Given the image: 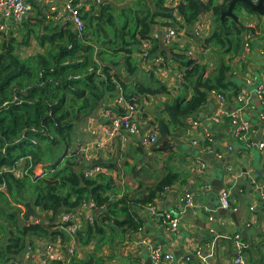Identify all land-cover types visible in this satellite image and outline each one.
Wrapping results in <instances>:
<instances>
[{"label": "trees", "instance_id": "1", "mask_svg": "<svg viewBox=\"0 0 264 264\" xmlns=\"http://www.w3.org/2000/svg\"><path fill=\"white\" fill-rule=\"evenodd\" d=\"M230 1L180 0L173 8L167 7L166 0H121L119 4L104 0L82 13L81 35L69 21L51 27L39 19L34 24L28 20L21 23L19 32L24 35L20 39L12 33L3 36L0 187L4 188L0 189V264H30L23 257L28 247L34 249L33 241L52 242L60 235L57 228L70 225L61 224L60 216L76 213L89 204L92 221L83 218L74 239L77 246L87 248L92 242L95 246L82 258L73 256L72 264H101L96 251L102 245L117 246L127 232L139 227L132 213L133 203L127 194L121 195L114 187L110 176L104 173L85 176L88 166L73 149L77 125L93 117L106 101L115 98L118 90L127 101L134 99L138 109L143 99L167 94L166 86L152 73H145V80L140 77L142 71L135 55L142 53V43L152 38L156 27L168 26L179 31L194 26L206 12L210 14L211 29L203 44L205 49H211L214 66L210 69L201 63L202 59L174 54L183 68L182 78L178 94L160 104L161 114L151 124L157 140L167 146L172 133L185 126L187 119L194 120L210 93L227 101L236 98L241 88L234 78L232 61L242 54L246 36H253L254 29L244 26L242 29L229 15H224ZM176 13L180 20L176 19ZM232 13L238 18L242 13L253 14L243 3H237ZM31 38L37 41L41 52L21 58L17 51L29 46ZM160 54L165 56L167 52L162 50ZM242 65L245 71V64ZM20 159L24 168H28L27 174L16 177L5 170ZM94 165L113 168L104 162ZM39 169L46 174L36 179L33 172ZM178 179L177 173L165 172L142 199L133 202L153 204ZM26 203L40 218L23 220Z\"/></svg>", "mask_w": 264, "mask_h": 264}, {"label": "crops", "instance_id": "2", "mask_svg": "<svg viewBox=\"0 0 264 264\" xmlns=\"http://www.w3.org/2000/svg\"><path fill=\"white\" fill-rule=\"evenodd\" d=\"M67 1L55 0L54 12L60 16L55 19V13H51L46 0H30L33 13L27 17L29 24L40 19L51 27L63 25L68 21L63 12ZM108 1L120 3L118 0ZM72 2L82 13L96 4V0ZM167 2L170 4L171 0ZM175 17L180 20L177 13ZM238 19L242 26L254 29L253 36H246L242 54L232 61L234 78L240 88L250 82L246 88L249 95L244 101L239 102L237 97L221 101L218 94L210 93L194 120L187 119L185 126L172 133L167 146L159 138L154 144H143V139L155 130L151 124L161 114L160 104L179 92L183 68L174 54L184 55L185 49L184 56L190 57V53L212 68L214 57L211 49H205L203 44L211 29L210 14L206 12L195 23L201 27L199 35L194 34L193 26L183 27L179 29L177 43L172 46L164 45L161 39L151 38L142 43V53L146 52L147 56L135 55L142 71L140 77L145 80V73H152L168 91L167 94L143 99L135 115L137 134L129 136L126 141L121 137L109 139L106 136L100 116L113 99L106 101L93 117L78 123L73 149L81 154L83 163L90 159L91 163L101 160L105 165H113L112 169L101 167V173L113 179L114 187L120 190L121 195H128L133 203V216L139 223L135 231L125 234L119 245L110 247L104 244L96 251L101 264H145L151 258L142 241H150L160 248L158 264H235L237 242L246 245L242 251V264H264V208L260 209L264 193V104L256 92L258 87L264 88V15L242 13ZM165 28L168 26H158L154 32L160 34ZM33 42L39 47L31 38L30 45ZM153 50L157 53L150 54ZM162 50L167 55L160 54ZM242 64H245V71H242ZM232 114L236 116V124ZM191 121L198 125H190ZM239 124L247 129V140L243 144L234 139L235 128ZM198 161L206 164L201 172L197 169ZM167 171L177 173L179 179L164 190L155 206L157 211L179 218V227L173 232L162 225L158 216L148 211L147 205L133 202L142 199L147 189ZM216 179L220 180V189L214 192L212 183ZM205 186L210 189L205 190ZM224 189L231 194L229 209L220 206L219 194ZM186 195L190 197V204L185 201ZM80 211L85 217L93 214L89 207ZM57 229L61 231L60 235L52 242L33 241L37 257L45 258L48 244H54L51 264L58 262L57 258H82L95 246V242L87 248L77 246L64 227ZM25 257L26 254L23 259Z\"/></svg>", "mask_w": 264, "mask_h": 264}, {"label": "built area", "instance_id": "3", "mask_svg": "<svg viewBox=\"0 0 264 264\" xmlns=\"http://www.w3.org/2000/svg\"><path fill=\"white\" fill-rule=\"evenodd\" d=\"M104 0H96V4L102 2ZM108 1V0H107ZM180 0H174L173 6H177ZM205 1V0H202ZM47 4H50L51 13H55L56 10L55 0H46ZM174 6V7H175ZM33 6L30 0H0V34L6 33L8 30L13 32L17 31L19 27H21V23L24 21L23 19L27 18V16L32 12ZM63 12L68 16L67 20L71 23L72 28L79 34L84 31V21L82 19V12L80 8L73 5L72 0H68L63 8ZM54 18H60L57 14H54ZM192 31H194L195 35H199L201 32V27L197 24L193 26ZM20 29V28H19ZM179 37V31L175 28L168 27L165 28L164 31L160 34L157 32H153V39H161L163 44L166 46H172L177 43ZM141 57L144 58L147 56L146 52L141 53ZM189 56L195 59V56L189 53ZM247 85L241 88L239 94L237 95V100L239 102L244 101L248 97V91L246 90L247 86L250 82L246 83ZM262 104H264V88L258 87L256 90ZM221 101L224 99L219 97ZM134 99L127 101L125 97L122 95L121 91L118 90L115 98L113 99L110 106H107L101 112V123L104 133L109 139H113L115 137H121L123 141H126L127 138L131 135L138 133V124L135 120V115L138 113V106L133 103ZM114 109H119L121 112L114 111ZM233 123L236 124V116L234 114L231 115ZM190 125L196 126L198 125L196 121H191ZM205 135V134H204ZM208 138V135H205ZM234 139L237 143L243 144L247 140V129L245 125L239 124L235 128ZM157 140V133L154 131L150 132L144 139L143 144L149 145L153 144ZM86 151V150H85ZM87 169L84 170V174L87 177H91L98 173H101L103 170L99 166H95L91 163L90 159H86L85 161ZM206 167V164L203 161L197 162V169L199 172L203 171ZM5 170L10 171L16 177H22L27 174V169L24 168L22 160H17L12 168H5ZM45 171L43 169L35 170L33 175L36 179L43 178L45 175ZM4 187L1 186L0 189ZM264 189V184L262 185ZM205 190L210 189L209 186L204 187ZM230 192L227 189L221 190L219 194V202L220 206L224 209H229L230 205ZM159 200L156 198L153 204H148V211L154 215L158 216L162 225L169 231H176L179 227V218L173 214L168 212H160L157 211L155 203ZM185 201L187 204H190L189 195L185 196ZM87 207L92 209V205L89 204ZM261 207L264 208V193L261 195ZM86 218L88 222L92 221V216H84L82 211H78L76 213H63L60 216V223H70L65 229L69 236L74 239L75 232L81 226V220ZM144 246H146L150 258L154 264H158L161 260V252L160 248L156 247V245L150 241H142ZM236 248V258L235 264H242V251L246 248V245L242 242L235 243ZM72 252V250H71ZM54 255V244H48L45 247V258L41 259L37 257L36 250L28 247V251L26 252V261L30 264H48ZM59 264H72L71 260H65L62 258H57ZM26 263V262H25ZM18 264V263H15Z\"/></svg>", "mask_w": 264, "mask_h": 264}, {"label": "water", "instance_id": "4", "mask_svg": "<svg viewBox=\"0 0 264 264\" xmlns=\"http://www.w3.org/2000/svg\"><path fill=\"white\" fill-rule=\"evenodd\" d=\"M237 3H243L249 6L254 13H257L261 16L264 15V0H258L257 3H254L252 0H231L229 3L228 10L227 12L224 13V15H229L237 25L242 27V29H243V26L240 23L238 17L232 13V10ZM124 80L126 81L127 79H124ZM95 163H101V160H96ZM212 186H213L214 192H217L220 189V180L216 179L212 183ZM31 218L38 219L40 218V215L31 208L29 203H26V212L23 216V220L27 221ZM145 264H152V262L151 260H149Z\"/></svg>", "mask_w": 264, "mask_h": 264}, {"label": "rangeland", "instance_id": "5", "mask_svg": "<svg viewBox=\"0 0 264 264\" xmlns=\"http://www.w3.org/2000/svg\"><path fill=\"white\" fill-rule=\"evenodd\" d=\"M121 0H118V2H120ZM173 1L174 0H171V2H170V4H169V2H167L166 3V5H167V7H173V8H175V7H177V6H175L176 5V3H175V7L173 6ZM33 13V10H32V12L30 13V14H32ZM29 14V15H30ZM28 15V16H29ZM27 16V17H28ZM28 18H25V19H23V20H27ZM21 25V24H20ZM20 28V27H19ZM19 28L17 29V31H15V32H13V31H11V30H8L6 33H4V34H0V40L3 38V36H6L8 33H12L13 34V36L16 38V39H20L24 34V32L23 31H20L19 32ZM33 39V38H32ZM34 40V39H33ZM36 44V43H35ZM34 44V42H33V44L32 45H30V46H27V47H21V48H19V50L17 51V54L21 57V58H23V57H27V56H30V55H33V54H35L36 52H39L41 49H40V47H38L37 46V44L35 45ZM185 52H186V50L185 49H183V53H184V55H185ZM180 55V54H179ZM212 66H214V61L212 62Z\"/></svg>", "mask_w": 264, "mask_h": 264}, {"label": "bare ground", "instance_id": "6", "mask_svg": "<svg viewBox=\"0 0 264 264\" xmlns=\"http://www.w3.org/2000/svg\"><path fill=\"white\" fill-rule=\"evenodd\" d=\"M201 134V133H200Z\"/></svg>", "mask_w": 264, "mask_h": 264}]
</instances>
